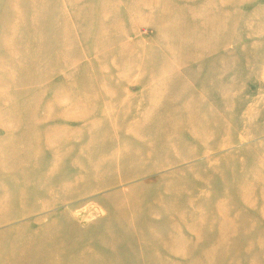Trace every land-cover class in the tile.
<instances>
[{
	"label": "rangeland",
	"instance_id": "rangeland-1",
	"mask_svg": "<svg viewBox=\"0 0 264 264\" xmlns=\"http://www.w3.org/2000/svg\"><path fill=\"white\" fill-rule=\"evenodd\" d=\"M0 264H264V0H0Z\"/></svg>",
	"mask_w": 264,
	"mask_h": 264
}]
</instances>
